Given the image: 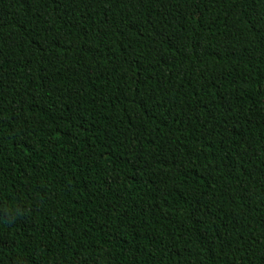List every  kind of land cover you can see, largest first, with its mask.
<instances>
[{
	"label": "trees",
	"instance_id": "1",
	"mask_svg": "<svg viewBox=\"0 0 264 264\" xmlns=\"http://www.w3.org/2000/svg\"><path fill=\"white\" fill-rule=\"evenodd\" d=\"M0 264H264V0H0Z\"/></svg>",
	"mask_w": 264,
	"mask_h": 264
}]
</instances>
